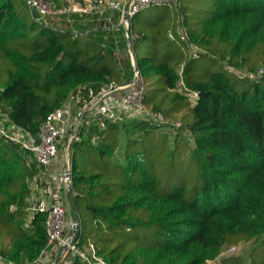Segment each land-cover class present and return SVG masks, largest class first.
I'll use <instances>...</instances> for the list:
<instances>
[{"label":"trees","instance_id":"1","mask_svg":"<svg viewBox=\"0 0 264 264\" xmlns=\"http://www.w3.org/2000/svg\"><path fill=\"white\" fill-rule=\"evenodd\" d=\"M154 7L162 10L142 15ZM124 40L153 117H89L72 144L79 249L94 247L106 264H209L255 239L252 257L264 246V0L152 6L132 18ZM131 79L102 41L35 18L21 0H0V109L14 125L37 136L79 90L90 101L89 88ZM40 166L0 135L7 263L35 264L49 249L48 216L29 210Z\"/></svg>","mask_w":264,"mask_h":264},{"label":"built area","instance_id":"2","mask_svg":"<svg viewBox=\"0 0 264 264\" xmlns=\"http://www.w3.org/2000/svg\"><path fill=\"white\" fill-rule=\"evenodd\" d=\"M87 1V0H85ZM179 0H112L107 3V8L113 11L122 12V24L126 26V30L130 28L131 20L139 12L152 6H161L164 4L176 3ZM32 10L36 13L39 20H42L49 14H65V13H88V10L80 8L76 4L72 9L57 11V0H29ZM125 2V5L123 3ZM98 4V2H97ZM103 4V1L100 2ZM129 7L128 13L126 7ZM54 9L56 11H54ZM97 12L101 10V5L95 7ZM128 15V19H126ZM131 45V44H130ZM131 53H133L131 45ZM134 55V54H133ZM135 78L131 82L123 85L115 83L103 88L98 94L92 88H89L88 95L90 101L85 99L84 90L81 89L78 93L72 96L66 105L50 115L43 123L40 133L36 136L22 128L14 125V133H7L5 130H0V135L11 142L19 143L23 149L31 152L36 157L41 167L48 172L55 161L64 160L59 158L58 154L62 148L66 154L71 153L72 144L81 140V131L89 117L103 118L109 121H119L122 114L128 111L129 108L136 107L139 111L144 112L145 108L142 105L143 101V85L141 76L135 67ZM263 70L260 71V74ZM83 103V107L80 105ZM67 168L59 176L53 179L54 186L47 191H42V194L31 200L30 216L35 217L37 214H46L48 216V251H53L56 255L59 254L61 247L65 243L66 236L74 222L73 219L67 218V209L64 204L62 194L66 192L67 175L72 176V161L65 159ZM35 201V202H34ZM79 237L68 246L58 263L54 264H74L76 258L90 263H103L94 247L88 252L80 250L78 244ZM45 252V253H46Z\"/></svg>","mask_w":264,"mask_h":264},{"label":"rangeland","instance_id":"3","mask_svg":"<svg viewBox=\"0 0 264 264\" xmlns=\"http://www.w3.org/2000/svg\"><path fill=\"white\" fill-rule=\"evenodd\" d=\"M21 1L24 3V5L32 9L29 0ZM101 1H103V4H100ZM111 1L112 0H57V11H63L70 8L72 9V7H74L76 4H79L80 8L83 10H88V13H52L46 15L42 21L47 22L48 24L57 25L64 30H74L75 32L80 33L84 32V36L86 37H89L90 34L94 35L96 39L102 41L107 46L112 48L116 54H120V67L132 78L131 80L133 81L135 78V67L137 66V63L133 55L134 53H131V48L129 50V47L131 46L128 47L127 42L124 40L127 28L122 24V12L113 11L107 8V3ZM98 5H101V10L103 9V11H96L95 7ZM123 5H125V2ZM161 10L162 9L160 7H154L148 11H144L142 15L147 16L152 13L157 14ZM54 11L56 10L54 9ZM180 33L184 35L183 29H181ZM192 98L195 100L196 97L192 96ZM80 107H83V105L81 104ZM152 117L153 116L151 114L141 112L136 107H133L129 108L128 111H125L119 121L120 123L131 124L136 120ZM97 119L99 118H94L93 122L97 121ZM2 129L11 134L15 132L11 119H9L7 114L3 113L0 109V130ZM58 157L60 159L63 158L61 149L59 151ZM30 185L35 198L41 195L42 191H47L53 187L54 182L49 171L46 172L43 168H41L38 175L31 181ZM65 206L67 209V218L70 220L72 217L76 216L77 212H75V206L71 200L69 203H66ZM257 244L258 240L254 239L251 242H243L234 246H228L223 250V253L219 259L214 262H209V264H222L223 260L226 258L228 259L229 257L239 259L241 264H252V258L257 262H260L264 259V246L258 249L251 257V252Z\"/></svg>","mask_w":264,"mask_h":264},{"label":"crops","instance_id":"4","mask_svg":"<svg viewBox=\"0 0 264 264\" xmlns=\"http://www.w3.org/2000/svg\"><path fill=\"white\" fill-rule=\"evenodd\" d=\"M78 18V17H77ZM48 24V23H47ZM50 25H52V26H57V25H54V24H50ZM58 27V26H57ZM59 29H62V28H60V27H58ZM120 29H122V28H120ZM62 30H64V29H62ZM65 31H72V30H65ZM74 31V30H73ZM75 32V31H74ZM76 33H80V32H76ZM85 35V33L83 32V33H81V36H83V37H85V38H94V39H96V37L94 36V35H92V34H90L89 35V37H86V36H84ZM105 44V43H104ZM106 45V44H105ZM128 46H129V44H128ZM129 50H130V48H129ZM117 56H118V58H120V54H118L117 53ZM63 148V147H62ZM61 148V151H62V155H63V159L64 160H61V161H55L53 164H52V167L49 169V173H50V175L52 176V178L54 179V177L55 176H59L62 172H64L65 171V169L67 168V164H66V162L67 161H65V159L67 160L68 159V161L69 162H71L72 161V157H70V156H72V150H71V153L69 152L68 154H66L65 152H64V150ZM71 154V155H70ZM72 163V162H71ZM62 196H63V199H64V204H66V203H69L70 202V198H69V195H68V193H67V190H66V192H64L63 194H62ZM33 198V197H32ZM73 218V220L75 219V217H72ZM71 218V219H72ZM56 258H57V255H56V253L55 252H53V251H49L48 253L46 252V253H44V255L42 256V258L38 261V262H36L35 264H54L55 263V260H56ZM0 264H12V263H7L5 260H3L2 258H0Z\"/></svg>","mask_w":264,"mask_h":264},{"label":"water","instance_id":"5","mask_svg":"<svg viewBox=\"0 0 264 264\" xmlns=\"http://www.w3.org/2000/svg\"><path fill=\"white\" fill-rule=\"evenodd\" d=\"M128 11H129V7L127 6L126 12L128 13ZM32 12H33L34 17L37 18L36 13L33 10H32ZM126 19H128V15H126ZM137 72L141 76V72L138 68H137ZM66 188H67V193L69 195V198L71 199L73 205L75 206V193H74V189H73V178L70 174L67 175ZM75 212H77L76 207H75ZM80 230H81V224H80V221H79L77 213H76L74 222L71 226L70 231L68 232V234L66 236L65 243L63 244L59 254L57 255L55 263H58L60 261V259L64 255V253L67 251L68 246L70 244H72L78 238V236L80 235Z\"/></svg>","mask_w":264,"mask_h":264}]
</instances>
